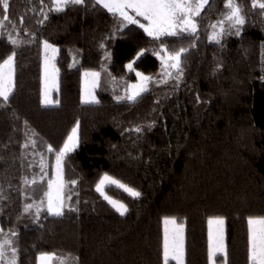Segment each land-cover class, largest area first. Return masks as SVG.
I'll use <instances>...</instances> for the list:
<instances>
[{
  "label": "trees",
  "instance_id": "1",
  "mask_svg": "<svg viewBox=\"0 0 264 264\" xmlns=\"http://www.w3.org/2000/svg\"><path fill=\"white\" fill-rule=\"evenodd\" d=\"M226 2L210 0L194 40L162 38L169 48H189L179 80L152 83L135 102L102 92L98 103L87 104L84 70H100L110 52V72L134 81L127 65L143 50L134 69L157 75L161 41L138 25L123 26L92 0L60 12L49 10L51 0H9L6 24L20 29L21 43L0 36V62L16 53L15 87L7 101L0 97V227L16 233L18 264H37L40 253L68 264H164V218L185 224V264H210L211 218L225 220L227 255L216 262L250 264L247 221L264 216V10L237 0L245 18L239 34L226 23L214 41L210 26L223 19ZM44 41L59 50L54 106L42 101ZM77 123L79 145L63 162L65 181L76 180L65 188L71 199L64 214L45 206L38 216L35 207L25 212L44 198L42 154L53 164L48 146L59 150ZM105 174L141 193L106 187L127 205L124 215L96 191ZM18 184L9 196L6 187Z\"/></svg>",
  "mask_w": 264,
  "mask_h": 264
},
{
  "label": "snow or ice",
  "instance_id": "2",
  "mask_svg": "<svg viewBox=\"0 0 264 264\" xmlns=\"http://www.w3.org/2000/svg\"><path fill=\"white\" fill-rule=\"evenodd\" d=\"M43 2V0H41ZM210 0H92L94 5L102 6L114 17H117L119 22L123 26L129 24L138 25L153 40L161 41L158 50L154 52V55L159 57L161 61V75L162 80L158 83H167L168 79L175 76L176 80H179L183 76V61L186 54L189 51L188 47L180 46L169 48L168 45L163 43V37H178L183 38L185 35L192 37L193 40L197 37L199 32V20L202 12H204L206 6ZM52 7L50 11L60 12L63 11L69 5H84L85 0H51ZM3 9V19H0V36L3 35L2 29L5 27V22L9 20L7 15L9 10V0H0ZM227 11L222 14L223 19L217 21L216 24L211 25L212 28V40L218 41L219 38L225 34L226 29L224 24H229L230 27L236 29V33L239 34V26L245 23L244 15L242 14V8L237 0H227L225 5ZM252 7H258L264 10V2L254 0ZM138 17L142 18L144 22H141ZM48 18L47 13H43V19ZM22 22V19H21ZM41 23L43 22L40 21ZM218 29V30H217ZM10 42L13 45H17L16 39H11ZM191 47H195L194 44H190ZM45 50V76H46V90L48 87V75L49 65L51 64V86H58V69L55 64L52 63L55 60L56 53L59 51L48 41H44ZM51 52V57L48 53ZM144 55L142 50L138 53L136 59ZM15 56L13 51L2 62H0V97L5 101L9 99L14 87H15ZM109 56L106 55L105 59ZM135 61L130 62L127 68L130 71H135L133 64ZM139 77V82L128 85L125 87L124 95L117 96L118 100H127L131 102L137 101L142 93L148 91V84L152 81V77L145 76L141 72L135 73ZM85 78L92 77V88L98 85L100 73L99 72H85ZM87 83V79H86ZM47 97V91L45 95V103H49ZM84 103H98L94 94L90 90L85 91ZM139 131V129H136ZM79 123L72 129L71 134L67 137L62 147L59 150H55L51 145L48 146L49 152L55 153V167L56 178L55 180H49L47 184V191L44 193L45 199L40 200L39 204H27L24 211L30 212L33 207L36 208V215L38 216L42 206L46 207L49 214L55 216H62L64 214L65 207L68 206L67 201L71 199V195L65 196V188L67 183L72 185L76 184V180L66 182L64 179L63 162L67 155L74 151L79 145ZM35 145V141H31ZM28 145L25 144V147ZM26 184H35V179L25 180ZM108 185H114L132 197H139L141 193L134 188L122 183L120 180L115 179L108 174L103 175L96 185V191L99 192L105 200H107L117 212L124 215L128 211L126 204L114 200L105 193V187ZM215 223L218 226L217 236L215 244L213 246V254L219 252L224 255L226 259V248L224 244L223 236V218H216L210 220L209 224ZM249 226V260L250 264H264V216L262 217H250L247 221ZM165 224V242H164V264H168L169 260L176 261V264H184V237L183 226H176L175 219L166 218ZM171 224L174 226L171 236L167 226ZM16 235L15 232H11L10 235L6 234L4 229L0 227V264H18V248L15 246L11 237ZM39 264H68V261L64 257H59L55 253H41L38 257Z\"/></svg>",
  "mask_w": 264,
  "mask_h": 264
},
{
  "label": "rangeland",
  "instance_id": "3",
  "mask_svg": "<svg viewBox=\"0 0 264 264\" xmlns=\"http://www.w3.org/2000/svg\"><path fill=\"white\" fill-rule=\"evenodd\" d=\"M139 18L140 17H138V19ZM144 23H146V22H144ZM19 30H20L19 28H16L15 26H9L8 23L6 24V22H5V27L2 29V32H3V35L7 38L9 37V34H11V39H16L18 41L17 45H19L21 43V41L18 39V35L20 33ZM49 44H51V43H49ZM51 45H53V44H51ZM53 46L55 48H57L55 45H53ZM42 54H43V99H42V101H43V104L46 106H54V105L58 104V102L54 99V92L58 89V86L55 88L51 86V64H50L49 65V75H48V87L46 90L44 42H43V46H42ZM48 55H49V57H51V52H49ZM106 55L109 56V58H110V52H106L103 55L102 65H101L100 70H84L83 71V75H82V102L84 101V96H85L86 90H90L94 94L96 100H98V101L100 100L99 94L102 92L108 93L111 96H113L116 100H118L117 96L124 95V90H125L126 86L139 82V77H137V76H136V80L132 81V80H129L127 78V76H115V75H113L108 68V59H105ZM56 59H57V53L55 56V60L52 62L55 64V67L57 68ZM135 60H133V61H135ZM127 71L131 72L128 68H127ZM161 71H162V68L160 70V73L157 75H146L143 73L145 76L152 77V81L148 84V89L150 88V85L152 83H156L157 81H160V79H163V77L161 75ZM85 72H99L100 73L99 82L95 88H92V77L85 78V76H84ZM134 72L136 73V72H140V71L135 70ZM57 79H58V77H57ZM86 79H87V83H86ZM46 91H47L48 100L50 101L49 103H45ZM119 101H127V100H119ZM87 104H93V103H87ZM12 129H13L14 135L17 133L16 140H18V138H19L18 137V125H16V123H15V125H13ZM45 156L46 157H44V154H42L41 164H40L42 176L39 180L44 193L47 191L48 181L49 180H55V178H56L55 160H54L53 164H50V162L48 160L49 154H46ZM12 164H13V161L11 160V161H8L7 165H9V168H11ZM17 187H19V184L15 185V187H14V185H10V186L6 187V190L10 194L12 191V188H17ZM106 187H105V189H106ZM11 194L9 196H12ZM12 197H10V198H12ZM43 199H45V197ZM112 199H114V198H112ZM114 200H116V199H114ZM117 201H119V200H117ZM20 204L21 203L18 201V202H16L15 206H17L19 208ZM165 219L166 218H164V220H163L164 242H165V224H164ZM169 219H175V218H169ZM214 219H216V218H211L210 220H214ZM175 221H176V226H180V225L183 226L184 251H185V224L177 221V219H175ZM167 228L169 231V235L171 236V233H172L174 226L169 224L167 226ZM217 229H218V226L215 223H213L211 225L209 224V240H210V254H211L210 264H218L216 262V257H217V255L221 254L219 252H216L215 254H213V246L215 244V240H216V236H217ZM223 236H224V244H225V220H224V224H223ZM40 254H38V256H37V264H39L38 257ZM168 264H176V261L169 260ZM184 264H185V256H184Z\"/></svg>",
  "mask_w": 264,
  "mask_h": 264
}]
</instances>
